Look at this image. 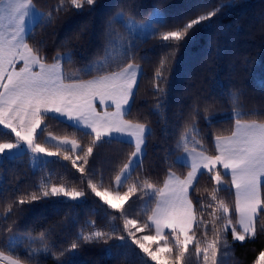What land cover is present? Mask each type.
I'll list each match as a JSON object with an SVG mask.
<instances>
[{
    "label": "trees",
    "instance_id": "obj_1",
    "mask_svg": "<svg viewBox=\"0 0 264 264\" xmlns=\"http://www.w3.org/2000/svg\"><path fill=\"white\" fill-rule=\"evenodd\" d=\"M32 3L44 13V19L26 42L40 49L47 64L54 63L58 54L69 55L70 60L61 61L66 78L89 80L108 70H119L128 63L126 49L135 45L133 62L142 72L125 118L144 124L148 133L142 165L133 171L127 183L147 179L159 186L167 171L177 176L186 174L189 166L178 160L184 147H196L212 155L215 136L231 135L235 112L251 113L243 116V121L264 122V0H231L230 7L226 6L229 0H95L92 6L83 9L74 8L71 0H32ZM209 5L225 6L213 18V25L198 32L196 40L187 47L176 50L174 57L170 55L172 49L161 45L159 36L137 37L115 17L121 11L127 17L146 20L159 8L164 13L161 23L173 25L209 10ZM49 17L51 24L47 23ZM165 30L170 29H161ZM101 61L106 62L104 69L97 71ZM90 66L93 70L89 74L86 69ZM157 71L163 73L162 82L155 79ZM157 84L163 91H157ZM48 134L67 137L84 146L89 139L67 123L49 118L36 142L50 151L59 148L60 156L37 169L32 167L28 153L0 161V252L14 255L25 264H144L145 260L147 264H155L139 249L134 250V246H118L120 242L115 239L107 243H82L75 253L59 255L78 235L94 230L89 221L106 232L122 227L123 219L112 220L106 214V206L86 185L91 179L100 191L113 192L115 175L128 162L134 145L113 139L95 147L82 174L70 160L63 159L65 153L73 159L77 153L47 143ZM0 142H15L14 134L0 126ZM113 167L116 171H112ZM53 186L88 194L81 201H68L61 196L30 199L31 195L39 196L41 190L50 191ZM211 195L212 185L207 174H202L193 199L207 198L204 200L207 202ZM219 195L228 203L234 201L227 191ZM21 199L26 203L19 204ZM130 203L133 212L140 214L148 201L133 197ZM211 211L209 208L198 212L205 220L209 242L214 238ZM259 223L264 224V214ZM145 234L153 233L146 229L137 236ZM200 235L197 232V238ZM18 236L24 241L14 247L12 242L18 241ZM26 236L35 239L30 242ZM223 239L227 247L220 245L217 264H258L259 254L264 251V232L259 231V226L255 239L246 238L241 243L233 241L230 233ZM148 243L154 250L155 243ZM36 246L43 249L36 250ZM202 260L203 253L197 255L190 245L181 264H202ZM211 261L209 253V264Z\"/></svg>",
    "mask_w": 264,
    "mask_h": 264
},
{
    "label": "snow or ice",
    "instance_id": "obj_2",
    "mask_svg": "<svg viewBox=\"0 0 264 264\" xmlns=\"http://www.w3.org/2000/svg\"><path fill=\"white\" fill-rule=\"evenodd\" d=\"M94 3L95 0H71L76 9ZM223 6L209 5V10L185 17L173 25L161 23L160 13L154 10L146 23L137 27L143 33L159 36L161 45L172 49L170 55L174 57L176 50L187 47L196 40L198 32L213 25V18L218 17ZM226 6H231V0ZM29 19L34 25L44 19V13L35 9L32 0H0V126L14 134L15 139V142H0V156L22 147L30 150L36 159L41 155L60 156L59 148L50 151L36 142L49 118L67 123L89 138L84 146L76 140L59 139L49 134L50 140L57 141L59 145H70L67 151L77 153L75 159L67 153L63 159L70 160L82 174L95 147L117 137H127L129 143L134 141L128 162L115 175L113 192L107 189L100 191L91 179L86 185L106 206V214L111 215L112 220L123 219L122 227H113L106 232L102 227H95L94 221H89L94 230L78 235L67 250L60 252V256L75 253L82 243H107L115 239L120 242L118 246H134V250L139 249L155 264H181L190 245L194 246L197 255L203 253L202 264H209V253L211 264H217V251L221 244L227 247L223 237L228 233L233 241L243 243L246 238L255 239L258 226L259 231L264 232V224L259 223L261 214H264V122L243 121L241 118L251 113L235 112L231 135L215 136L212 155H206L196 147H184L185 155L180 159L185 163L190 161L186 174L177 176L175 172L167 171L166 179L159 181V186L147 179L127 183L133 171L142 165L148 131L144 124H133L125 118L136 94L138 80L139 69L133 62L135 45L126 49L128 63L119 70H108L89 80L70 79L61 71V61L70 60V56L58 54L54 63L49 65L47 57L40 55V49L26 42V20ZM118 19L122 21L123 17ZM47 23H52L51 17ZM128 23L135 25L134 20ZM105 63L99 62L96 70H103ZM92 70L90 66L86 72L90 74ZM155 79L162 82L165 78L162 72L157 71ZM156 87L157 91H163L159 84ZM97 103L103 106V110L97 109ZM109 108L113 110L109 111ZM78 161L81 162L79 165ZM112 171H116L115 167ZM202 174H207L212 185L211 199L207 202H204L207 198L193 199ZM100 178L103 180L102 173ZM222 191L231 193L234 201L228 203L222 199L219 195ZM87 194L86 191L69 192L63 187L53 186L50 191L41 190L39 196L31 195L30 199L63 195L76 201ZM133 197L148 201L140 214L133 212L130 203ZM126 202H129L127 207ZM24 203L25 199L19 201L21 205ZM209 208L214 221L211 242L207 238L205 220L198 216V212ZM216 224L221 226L216 227ZM146 229L153 234L137 236ZM197 232L201 233L199 238ZM148 242L155 243L154 250ZM0 261L21 264L18 257L4 252H0ZM258 264H264V251L259 254Z\"/></svg>",
    "mask_w": 264,
    "mask_h": 264
},
{
    "label": "rangeland",
    "instance_id": "obj_3",
    "mask_svg": "<svg viewBox=\"0 0 264 264\" xmlns=\"http://www.w3.org/2000/svg\"><path fill=\"white\" fill-rule=\"evenodd\" d=\"M155 11H158L159 13H160V17H161V21L164 19V13H163V11L161 10V9H159V8H155L154 9ZM153 10V11H154ZM153 13V12H152ZM151 13V14H152ZM119 16H122L123 17V22H124V24L126 25V27L128 28V30L131 32V33H133L135 36H137V37H140V38H148V37H150L151 35L149 34V33H143V32H141V29L139 28V27H137L138 25H144L145 23H146V21L149 19V18H147L146 20H137V19H135V18H133V17H127V16H125L124 15V13L123 12H118V13H116V15H115V17H116V19H118V17ZM119 20V19H118ZM135 21V25H130L128 22L129 21ZM157 27H158V25H157ZM67 56H69V55H67ZM2 128H3V126H1ZM7 130V129H6ZM9 131V130H8ZM39 135V134H38ZM52 136H55V135H53V134H51ZM55 137H57V136H55ZM57 138H59V139H63V138H60V137H57ZM69 140H72V139H69ZM46 142L47 143H50V144H53V145H55V146H58V147H62V148H69L70 147V145H59L58 144V142L57 141H53V140H50L49 139V134L47 135V137H46ZM77 142V141H76ZM78 143V142H77ZM79 144V143H78ZM43 146V145H42ZM45 147V146H44ZM46 148V147H45ZM47 149V148H46ZM24 153H28L29 154V156H30V158H31V165H32V167L34 168V169H37V168H39V167H41V166H43L47 161H49V160H51V159H53V158H55V157H46V156H44V155H41L40 156V158L39 159H36V158H34L33 157V154L30 152V150H28L26 147H22L20 150H15V151H13L12 153H10V154H8V155H5V156H0V161L3 159V158H5V157H14V156H17V155H21V154H24ZM109 192H111V191H109ZM61 197L62 198H64V199H66V200H68V201H72L71 200V198H66V197H64L63 195H61ZM109 199H113V197L112 196H109L108 197ZM83 198H78L76 201H81ZM114 202H118V201H114ZM26 237H28V236H26ZM27 239V238H26ZM34 237H28V241H30V242H32V241H34ZM24 241V239H23V237H21V236H18V241L17 240H13V245H14V247L15 246H17L18 244H21L22 242ZM35 249L36 250H42L43 249V247L42 246H36L35 247ZM5 255H7V254H5ZM0 264H5V262H3V261H0ZM21 264H25V263H23V262H21Z\"/></svg>",
    "mask_w": 264,
    "mask_h": 264
},
{
    "label": "crops",
    "instance_id": "obj_4",
    "mask_svg": "<svg viewBox=\"0 0 264 264\" xmlns=\"http://www.w3.org/2000/svg\"><path fill=\"white\" fill-rule=\"evenodd\" d=\"M33 6L35 7V9L38 11V12H41L34 4H33ZM34 19H38V18H34ZM26 23H27V27H26V40H27V37H28V35L31 33V31L35 28V26L38 24V23H36L35 25L33 24V21L32 20H26ZM49 65H51V64H49ZM138 73H137V77H138V80H137V85H138V82H139V79H140V76H141V72H142V69H141V67L140 66H138ZM61 71L63 72V75L65 76V73H64V70H63V67H62V65H61ZM137 88V87H136ZM135 91H136V89H135ZM132 101H133V99H132ZM132 101L130 102V106H129V110H130V108H131V105H132ZM97 109L98 110H103V106H100L98 103H97ZM109 111H112L113 109L112 108H109L108 109ZM128 110V111H129ZM133 124H136V123H133ZM146 129H148V127H146ZM147 133H148V131L146 132V134H145V142H146V136H147ZM115 140H119V141H123V142H128V140H129V138H127V137H117V138H115ZM129 143V142H128ZM131 144H133L134 145V141L131 143ZM200 151V150H199ZM185 154H184V152L180 155V157H182V156H184ZM207 155V154H206ZM180 157H179V161L181 162V163H183V164H185V165H188L189 166V164H190V161L188 162V163H185L182 159H180Z\"/></svg>",
    "mask_w": 264,
    "mask_h": 264
}]
</instances>
